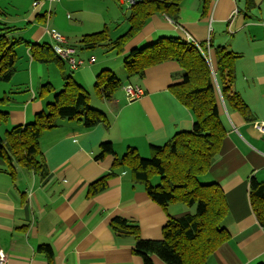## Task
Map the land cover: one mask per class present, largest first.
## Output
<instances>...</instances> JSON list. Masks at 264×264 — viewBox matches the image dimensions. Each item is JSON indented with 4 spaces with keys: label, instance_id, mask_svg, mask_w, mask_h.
Wrapping results in <instances>:
<instances>
[{
    "label": "crops",
    "instance_id": "obj_1",
    "mask_svg": "<svg viewBox=\"0 0 264 264\" xmlns=\"http://www.w3.org/2000/svg\"><path fill=\"white\" fill-rule=\"evenodd\" d=\"M35 1L27 16L33 28L38 26L32 35L36 42L53 46L55 40L49 32L54 28L50 26L71 5H63L62 0ZM52 2H59L61 9L54 11ZM36 20L46 21V26ZM185 31L207 50L213 69L217 67V46L239 53L233 87L254 114L253 120H247L223 106L227 136L209 171L201 176L202 181H214L222 187L229 207L223 221L229 238L210 255L207 264L264 263V226L254 214L249 196L250 179L264 180V131L257 126L264 128V0H254L251 7L247 0H181L175 18L160 11L152 14L117 55L125 56L160 37L186 39ZM28 52L27 83L0 92V99L7 97L0 102L10 105L4 108L8 113L3 117L6 127L31 122L51 102L55 88L63 87L61 82L55 86L45 74L52 62L64 70L66 61L41 62L32 57L29 46ZM96 62L97 57L84 69H76L72 77L95 90L97 74L113 67L102 63L95 68ZM182 74L178 62L169 60L149 67L143 77L121 79L122 88L109 100L95 93L96 107L106 113L110 125L88 128L80 120L61 119L59 126L45 132L40 140L47 166L44 178L16 163L11 174L0 158V248L7 253L6 264H145L143 256L135 252V237L116 235L112 220L123 217L134 221L141 237L162 239L170 216L193 210L179 203L162 207L148 196L144 183L113 163L128 147L151 156L152 145H163L176 133L193 129L192 111L171 88L181 81ZM37 76L52 85V91L44 94L46 99L34 84ZM129 82L144 89L139 99L128 101L124 86ZM105 141L112 142L115 153L99 157ZM104 177H108L107 187L90 195V185ZM42 245L52 247V258L40 250ZM151 256L154 264H168L156 254Z\"/></svg>",
    "mask_w": 264,
    "mask_h": 264
},
{
    "label": "trees",
    "instance_id": "obj_2",
    "mask_svg": "<svg viewBox=\"0 0 264 264\" xmlns=\"http://www.w3.org/2000/svg\"><path fill=\"white\" fill-rule=\"evenodd\" d=\"M247 1L249 7L254 5V0ZM180 2L139 0L131 6L130 27L126 33L112 40L108 28H104L85 34L80 40L81 47L111 46L118 49V53L123 52L127 42L142 29L152 14L160 11L175 18ZM19 29L17 25L8 24L0 27L2 81H10L17 71L16 46L19 43L29 44L32 57L38 61L65 63L48 42L33 43L23 38L10 40V35ZM238 57L239 53L217 46V67L213 69L203 46L199 48L180 37H160L154 43L134 48L125 55L124 66L129 79L143 77L149 67L162 62H178L183 71L182 79L171 88L194 115L192 130L176 133L163 145H152L150 157H143L136 147H128L113 163V167L127 168L135 181L145 184L148 196L164 208L175 203L189 207L196 204L195 211L170 216L164 225L162 239L141 237L139 225L134 221L123 217L112 220L111 226L116 235L135 237V252L143 256L145 264H154L152 254L168 264H207L210 255L229 238L223 224L229 212L224 190L214 181H202L201 176L209 171L227 136L223 106L238 111L247 120L254 119L251 108L233 87ZM64 80L63 87L54 93V100L47 103L34 120L12 126L5 137L0 135V158L6 161L11 174L16 163L43 178L47 175L40 140L45 132L58 127L61 119L80 120L88 128L100 123L110 125L106 113L91 105L90 92L82 84L70 75ZM123 84L112 69L105 68L97 74L94 89L99 98L109 100ZM52 89L50 83H45L39 95ZM6 99L3 97L0 100ZM0 113L3 116L8 114L5 111ZM109 153H115L112 142H102L99 157ZM156 177L159 180L155 181ZM107 179L104 177L92 183L89 194L103 191L107 187ZM249 196L253 212L264 226V180L250 179ZM40 250L52 258L50 245H42Z\"/></svg>",
    "mask_w": 264,
    "mask_h": 264
},
{
    "label": "rangeland",
    "instance_id": "obj_3",
    "mask_svg": "<svg viewBox=\"0 0 264 264\" xmlns=\"http://www.w3.org/2000/svg\"><path fill=\"white\" fill-rule=\"evenodd\" d=\"M34 1L35 0H0V27L6 24L17 25L19 27H22V29H19L18 31L10 35V40L23 38L24 40L33 43H38L35 41L32 35L38 26L33 28L32 24L29 23L27 19V16L33 10ZM41 1L45 3H50V0H37L35 2L38 3ZM62 2L63 5L68 3L69 5H71V8L69 10H65L63 14L61 12V14L58 15L57 22L53 23V27L52 25L50 26V23H48L50 28H54L52 29L54 32H58L64 35L71 41L73 45H76L79 56L85 55V57L88 56L89 58L94 54L97 57V62L94 65L95 68L102 63L109 64V66H113L112 70L113 68H118L116 69V71H113L117 74L120 79L125 80V77H127V72L124 66L125 56H118V49H113L111 46L101 45L96 46L93 49H82L80 40L85 34L98 32L107 27L112 40H115L121 34L126 33V26L128 27L130 25L129 16L131 14V7L127 3L122 4L120 0H88V2H82V0H62ZM58 3L59 2H52V8H54V11L57 7H60L61 9V5L57 6ZM68 13L70 14V16H68ZM107 18H109V20ZM36 21L38 23H44V25L46 26V21ZM105 21H107L108 24L107 22L105 23ZM105 24H107V27L105 26ZM28 45L29 44L19 43L16 46V53L18 56V60L16 63L17 71L10 82L2 81L0 79V92H2L1 90H9V88L11 87H14L16 89L18 88V86L23 85L21 83H27V79L29 77L27 72V66L28 62L31 59V56L28 52ZM119 59L122 60V63ZM51 65L52 66L48 68L49 70L46 72L45 76H51V80L55 84V86H57V82H61V86H63L65 75H70L74 77V73H77V70L71 69L67 62L66 66H63L64 70H62L59 65L55 62H52ZM86 66L87 65L81 66L79 69H84ZM46 78L47 77H45L44 79L46 80ZM46 82L47 80L40 81L39 76L34 78L35 86H39L40 89L41 86ZM91 86L92 85H90L89 87H84L91 93V103L93 107L98 108L96 107V104L98 102L95 100V90H93ZM60 89L61 87L55 88V90L57 91H59ZM45 96L46 95H43L44 99H46ZM52 100H54V97L51 99V101ZM5 106L10 105H7L5 103L3 104L0 102V112L6 111V109H4ZM3 117V114L0 113V135L5 137L6 129H11L13 125H11V127H6V118ZM157 180L159 179L156 177L155 181ZM191 208L193 211H195L196 204Z\"/></svg>",
    "mask_w": 264,
    "mask_h": 264
},
{
    "label": "built area",
    "instance_id": "obj_4",
    "mask_svg": "<svg viewBox=\"0 0 264 264\" xmlns=\"http://www.w3.org/2000/svg\"><path fill=\"white\" fill-rule=\"evenodd\" d=\"M124 1L131 7L134 3H136L139 0H124ZM49 33L51 34L52 38L55 40V44L53 45V49L55 53L59 57H61L63 60H65L71 69L76 70L80 68L81 66L92 64L95 62L96 60L95 56H91L87 59L79 56L77 52V48L71 45L68 42V39L64 35L58 32H54V31H50ZM185 34H186V40L188 42L195 44L199 48H202L201 44L198 41H196L190 35V33L185 31ZM124 90L126 93V97L129 101L139 99L144 94V89L141 86L133 84V83L126 84L124 86ZM257 126H259V129L261 131L262 130L264 131V128L262 125H257ZM7 259L8 257H7L6 251L0 248V264H6Z\"/></svg>",
    "mask_w": 264,
    "mask_h": 264
}]
</instances>
